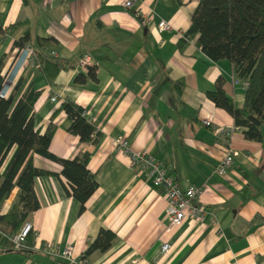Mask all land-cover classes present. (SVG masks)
<instances>
[{"label": "crops", "instance_id": "obj_1", "mask_svg": "<svg viewBox=\"0 0 264 264\" xmlns=\"http://www.w3.org/2000/svg\"><path fill=\"white\" fill-rule=\"evenodd\" d=\"M198 2L134 0L126 9L122 0H0V59L6 56L3 73L11 74L6 95L39 90L34 124L41 133L51 121L56 127L49 150L65 159L88 152L87 168L97 182L79 212L66 193L61 165L33 156L35 167L52 173L34 181L40 206L26 222L35 248L71 246L73 256L84 257L86 264H264V127L261 142L246 140L243 128L207 97L221 80L224 92L242 107L246 86L228 60L205 55L198 34L184 40ZM162 20L170 28L158 31ZM26 33L32 56L13 47ZM84 56L90 60L83 66ZM42 58L63 61L65 67L49 80ZM89 67L95 79L74 83ZM65 99L83 106L96 124L102 133L96 145L67 131L70 120L63 111L52 118ZM206 118L229 135L215 134L204 125ZM119 137L131 151L160 160L179 185L201 188L203 220L186 219L165 230L162 189L113 146ZM227 146L241 156L218 176L214 168ZM12 197L2 202V214ZM100 228L115 233L112 245L84 256ZM163 243L168 252H161ZM0 264L69 263L0 243Z\"/></svg>", "mask_w": 264, "mask_h": 264}, {"label": "trees", "instance_id": "obj_2", "mask_svg": "<svg viewBox=\"0 0 264 264\" xmlns=\"http://www.w3.org/2000/svg\"><path fill=\"white\" fill-rule=\"evenodd\" d=\"M13 27L15 25L10 26ZM195 34H198V46L210 60H228L237 80L247 83L242 107L236 106L224 92L221 80L216 82L214 90L206 92L207 97L233 118L236 128H243L246 140L261 142L264 127V0H199L183 38ZM27 42L26 33L13 42V47L22 49ZM5 57L0 59V206L4 200L13 197L8 211L0 212V243L9 246V238L21 230L29 215L40 206L35 179L52 174L34 166L35 154L61 165L60 176L64 179L66 193L78 202L79 212L84 210L97 189V182L87 168L88 152L65 159L49 150L56 127L51 121L41 133L34 124V103L41 93L39 90L29 87L21 95L17 92L6 95L11 74L9 71L3 73ZM62 67H65L63 61L41 60V69L49 80ZM87 78L95 79L94 68L89 67L86 75L78 74L74 83H83ZM60 111L70 120L67 131L78 136L81 143L96 145L100 141L102 133L83 106L65 99L52 118ZM115 237L113 231L100 228L84 256L96 250L106 251ZM33 239L34 234L30 231L25 238L26 245L33 246Z\"/></svg>", "mask_w": 264, "mask_h": 264}, {"label": "built area", "instance_id": "obj_3", "mask_svg": "<svg viewBox=\"0 0 264 264\" xmlns=\"http://www.w3.org/2000/svg\"><path fill=\"white\" fill-rule=\"evenodd\" d=\"M133 4L134 0H122L123 8L130 9ZM157 27L158 31H162L170 28V25L168 22L162 20L158 23ZM22 54L24 56H32V47L26 44L22 49ZM89 60L90 58L88 56H84L80 63L84 66L88 64ZM244 84L245 86L247 85V83ZM51 100L54 101L56 98L52 97ZM203 123L206 126H211L215 134L224 133L228 136L230 133V131H224L219 126L212 124L211 120L208 118L204 119ZM113 146L128 153L131 167L139 169L146 177L152 178L154 183L161 187L166 201L165 212L168 218L165 230L180 226L186 219L203 220L205 211L198 205L200 194L202 193L201 188L197 186L183 187L179 185L177 180L167 172L160 160L148 155L145 151H131L124 137L115 138L113 140ZM240 156V151L231 146H227L222 158L214 168V173L218 176L225 175ZM30 231L34 234L31 224L25 222L21 230L13 237L9 238V247L16 251L31 250L51 254L61 258L69 264H86V259L84 257L75 258L73 256L71 246H66L62 250H59L50 243L44 244L42 248H35L34 245H26L25 238ZM168 250L169 244L163 243L161 252L165 253L168 252Z\"/></svg>", "mask_w": 264, "mask_h": 264}]
</instances>
